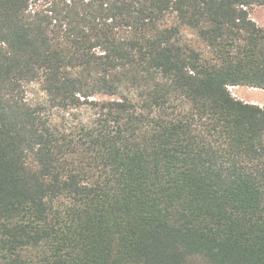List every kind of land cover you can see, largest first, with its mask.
Segmentation results:
<instances>
[{
  "label": "trees",
  "instance_id": "1",
  "mask_svg": "<svg viewBox=\"0 0 264 264\" xmlns=\"http://www.w3.org/2000/svg\"><path fill=\"white\" fill-rule=\"evenodd\" d=\"M264 0H0V264H264Z\"/></svg>",
  "mask_w": 264,
  "mask_h": 264
},
{
  "label": "rangeland",
  "instance_id": "2",
  "mask_svg": "<svg viewBox=\"0 0 264 264\" xmlns=\"http://www.w3.org/2000/svg\"><path fill=\"white\" fill-rule=\"evenodd\" d=\"M252 20L264 29V6H255L250 10ZM230 91L233 96L246 103L264 107V90L250 88L247 86L231 87Z\"/></svg>",
  "mask_w": 264,
  "mask_h": 264
}]
</instances>
